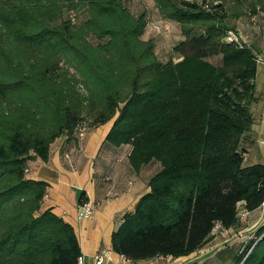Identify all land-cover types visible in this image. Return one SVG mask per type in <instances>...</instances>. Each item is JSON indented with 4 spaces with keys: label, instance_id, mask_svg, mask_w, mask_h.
<instances>
[{
    "label": "trees",
    "instance_id": "1",
    "mask_svg": "<svg viewBox=\"0 0 264 264\" xmlns=\"http://www.w3.org/2000/svg\"><path fill=\"white\" fill-rule=\"evenodd\" d=\"M153 2L159 20L179 28L177 60L159 59L155 40L143 38L146 11L132 13L128 0H0V264L79 263L73 226L43 207L49 184L28 170L49 161L57 139L78 140L85 123L113 121L105 142L129 144L135 172L160 166L112 237L133 263L189 256L214 239L216 224L239 227L240 205L262 206L264 164L247 162L246 136L264 45L259 35L243 48L225 37L245 16L260 28L264 0ZM214 55L221 65L207 60ZM258 235L246 258L254 241L217 257L264 264V227Z\"/></svg>",
    "mask_w": 264,
    "mask_h": 264
},
{
    "label": "crops",
    "instance_id": "2",
    "mask_svg": "<svg viewBox=\"0 0 264 264\" xmlns=\"http://www.w3.org/2000/svg\"><path fill=\"white\" fill-rule=\"evenodd\" d=\"M235 31L242 35L240 30ZM247 38L250 42L257 39L256 35ZM259 45L262 46L263 43ZM259 66L264 67L257 65ZM259 98L260 107L255 113L253 125L258 124L259 129L264 130V92L259 94ZM112 124L113 121H110L86 131L85 137L78 140H68L63 136L52 144L48 162H29L28 177L49 184L43 207L50 208L73 226L81 246L82 264H96L95 257L99 253L107 254L103 264H232L230 260L220 261L216 254L227 247L214 249L213 245L198 251L202 254L198 257V252H195L179 258L160 256L138 263H133L113 251L112 237L120 221L150 191L148 182L152 168L149 164L135 172L128 160L131 146L127 144L116 148L105 142ZM253 139L250 138L251 143ZM261 144H264V140ZM253 148L250 147L247 162L264 164L258 162L263 157V151ZM66 154L70 156L67 158ZM252 158L254 162L250 163ZM82 192H85V197L95 206L90 218H81L78 213ZM263 215L264 210L260 207L247 222L240 223L235 229L219 230V233L232 234L234 237L244 232L251 235L260 228ZM212 242L213 240L210 243Z\"/></svg>",
    "mask_w": 264,
    "mask_h": 264
},
{
    "label": "rangeland",
    "instance_id": "3",
    "mask_svg": "<svg viewBox=\"0 0 264 264\" xmlns=\"http://www.w3.org/2000/svg\"><path fill=\"white\" fill-rule=\"evenodd\" d=\"M210 1H213V0H210ZM127 5L129 6L130 10L134 14H138L139 12L143 10L146 11V17L149 23L147 25L146 32L143 38L145 40L149 38H153L155 40V44H156L155 52L158 55L159 59L163 62L168 61L170 58H174L175 60H177V56L174 55V48L177 46L179 41L183 39L182 36L180 35L178 26L170 22L169 23L170 33L168 35H165L164 33H159L154 29L153 23L161 18L157 12V9L155 7V3L153 2V0H128ZM258 16H259L258 20H260V28H258L257 30L256 28H253L251 22L249 21L248 16H245L238 21H232L231 24L234 25L235 30H240L243 37L247 40H248L247 37L259 35L258 40L260 41V43H263L264 45V13H259ZM241 23H243V26H241ZM254 31L256 34L254 33ZM207 60L214 65L222 64V57L220 55L210 56L207 58ZM255 90L258 94H261L262 92H264V67L262 66H259L257 68V75L255 78ZM260 100L261 98H259L257 102L253 105V110L255 109V113L257 112V110H259ZM258 126H259L258 124L253 125L252 131L249 132L246 138L248 137L254 138L253 142L250 144V147H254L253 150H256V151L259 149L263 151L262 152L263 157L259 159L258 162H264V144L263 145L261 144L262 140H264V130H260ZM81 129L86 132L90 128L88 124L85 123L81 125ZM242 147L243 146H241V148ZM253 159L254 158L250 159L249 162L250 163L254 162L252 161ZM158 165H159L158 163L151 164L152 171H151L150 176H152L154 173H156L160 169V166ZM245 233L246 232H244L242 235L240 234L237 237H234L232 234L217 233L216 236H214L213 242L207 245L206 249L211 247L212 245L215 246L214 249H218L220 247L221 248L229 247V248L238 249V250L244 249L248 245L249 237H250L249 234L246 235ZM257 236H259L258 233H257ZM198 255L199 256L202 255L201 252H198L196 257H198ZM196 257H195V260H196Z\"/></svg>",
    "mask_w": 264,
    "mask_h": 264
},
{
    "label": "built area",
    "instance_id": "4",
    "mask_svg": "<svg viewBox=\"0 0 264 264\" xmlns=\"http://www.w3.org/2000/svg\"><path fill=\"white\" fill-rule=\"evenodd\" d=\"M253 21H254V25L258 27V25H259L258 20L253 18ZM153 27L159 33H164L165 35H168L170 33V24L167 21L157 20L156 22L153 23ZM225 41L227 43H230V44H235L240 48H243V46L245 44V40H243L242 35L240 33L235 32V31H228L226 34V37H225ZM256 62H257V65H259V64L264 65V48H263V51L260 54H258V56L256 58ZM85 134L86 133L84 131H81L79 134L80 138H84ZM69 156H70L69 154H66L67 158ZM94 207H95L94 204L89 202V201H86V202L79 204V206H78L79 216L81 218H90L93 214ZM261 207L264 210V201H263ZM252 214H253L252 212L248 211L247 209L242 207V205H240L239 212H238L239 222L240 223L247 222L252 217ZM262 227H264V215H263L262 221L260 223V228H262ZM220 229H221V225L219 223L216 224L214 227V230H213V234L216 235ZM258 230L254 231L249 237V241H254V242L252 243V245H251L249 251L247 252L245 258L250 254V252L253 249V247L255 246V244L260 240V236H257ZM105 255H107V254L106 253L97 254L95 257L96 264H103ZM78 264H82L81 258H80Z\"/></svg>",
    "mask_w": 264,
    "mask_h": 264
},
{
    "label": "water",
    "instance_id": "5",
    "mask_svg": "<svg viewBox=\"0 0 264 264\" xmlns=\"http://www.w3.org/2000/svg\"><path fill=\"white\" fill-rule=\"evenodd\" d=\"M187 264H194V262H189V263H187Z\"/></svg>",
    "mask_w": 264,
    "mask_h": 264
}]
</instances>
